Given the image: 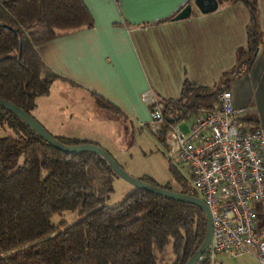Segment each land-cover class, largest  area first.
<instances>
[{"label":"trees","instance_id":"trees-1","mask_svg":"<svg viewBox=\"0 0 264 264\" xmlns=\"http://www.w3.org/2000/svg\"><path fill=\"white\" fill-rule=\"evenodd\" d=\"M227 1L251 8V18L244 47L236 50L224 82L246 71L264 42L256 0ZM92 25L83 0H0V98L32 114L35 98L47 95L52 81L62 78L45 65L36 46ZM223 88L210 91L184 82L178 99H162L164 127L195 116L198 107L210 105ZM93 95L99 106L118 112ZM0 124L13 132L0 136V264H166L153 249L162 251L169 242L171 264H185L200 245L206 227L200 207L133 186L120 202L106 205L116 175L103 157L54 149L1 107ZM51 135L67 145H99ZM154 135L164 145V129ZM169 169L180 184L178 192L198 196L171 163ZM139 179L156 185L150 177ZM159 187L171 189L169 183ZM76 210L78 218L71 223L51 221L53 214ZM205 254L195 264H209Z\"/></svg>","mask_w":264,"mask_h":264},{"label":"crops","instance_id":"crops-1","mask_svg":"<svg viewBox=\"0 0 264 264\" xmlns=\"http://www.w3.org/2000/svg\"><path fill=\"white\" fill-rule=\"evenodd\" d=\"M83 2L93 19L91 27L60 34L36 46L45 65L62 77L53 80L44 95L48 111L42 119L48 129H57V114L61 112L50 101L52 88L61 90L60 97L68 103L67 116L77 123L95 122L107 129L113 120L150 128V107L142 102L141 93L151 90L161 99H178L184 82L210 91L225 86L232 104L245 107L244 121L264 127V42L259 44L249 68L239 75L233 73L224 82V73L235 64L236 50L244 47L245 28L251 18L242 2L217 0L216 9L204 14L193 0ZM186 3L191 5L190 15L174 19ZM256 4L264 34V0H256ZM93 94L118 112L110 110L114 114L110 117L98 109L94 119L86 116V109L92 110L97 104ZM86 104L89 109L83 106ZM36 110L37 104L32 112ZM87 136L73 135L100 145L99 130ZM253 206L257 224L263 225L264 200ZM218 255L221 264H261L253 252L235 257Z\"/></svg>","mask_w":264,"mask_h":264},{"label":"built area","instance_id":"built-area-1","mask_svg":"<svg viewBox=\"0 0 264 264\" xmlns=\"http://www.w3.org/2000/svg\"><path fill=\"white\" fill-rule=\"evenodd\" d=\"M149 105L153 134L164 129V146L183 164L189 185L211 216L206 256L253 252L264 264V224L254 204L264 200V127L247 124L245 107L232 104L227 88L210 105L198 107L184 132L175 122L164 127L163 100L151 90L141 93Z\"/></svg>","mask_w":264,"mask_h":264},{"label":"rangeland","instance_id":"rangeland-1","mask_svg":"<svg viewBox=\"0 0 264 264\" xmlns=\"http://www.w3.org/2000/svg\"><path fill=\"white\" fill-rule=\"evenodd\" d=\"M51 93L52 96L50 101L52 100L53 106H56L60 109L59 111H61L57 114L59 116V121L56 124L57 129H48V125H46V122L42 119V114L48 111L47 97L37 96L35 98L37 110L36 112H32V115L34 114L33 116H36L35 118L40 120L38 122L47 131L50 130L53 134H61L65 137H73V135L79 136L83 133L91 136L94 130H99L101 135L99 138V146L106 149L116 162L131 176L136 178H143L146 176L150 177L153 182L159 186L169 183L171 190L177 191L180 190V184L172 178L169 169V163H171L179 173L180 177H182L185 182L189 184L190 178L185 166L177 162L176 156L171 155L166 150L165 146L159 142L148 126L143 125L139 128L136 124H131L129 122L110 120L106 129L105 125L100 126L95 124V122H92L95 125L92 123L88 124L86 121L83 123H77L74 118L71 119L67 116V110L65 108L68 107V103H65V98L60 97L61 90L52 88ZM71 100L72 98L70 97L69 102H71ZM96 105H94L92 110L87 107V104L83 105L89 109H86V116L94 119V115L97 116L98 114L96 113L99 110L103 115H108L110 117L114 115L113 112L107 108H101L98 107L99 105ZM95 106L97 108L96 110ZM60 114H62L61 118ZM191 118V116H183L178 118L175 123L184 132H187V126ZM12 133V130L7 125L0 124V136ZM112 186L113 190L104 200L106 205H114L120 202L132 189V185L130 183L118 176L114 177ZM77 218L78 210L62 211L60 213L53 214L51 221L53 223H58L63 220L67 224L75 221ZM153 251L158 259H160L163 263L171 264L174 260L171 242L167 243L162 251H158L156 248H154ZM218 256V254L211 255L209 257V264H219L220 261Z\"/></svg>","mask_w":264,"mask_h":264},{"label":"water","instance_id":"water-1","mask_svg":"<svg viewBox=\"0 0 264 264\" xmlns=\"http://www.w3.org/2000/svg\"><path fill=\"white\" fill-rule=\"evenodd\" d=\"M194 5L201 13H209L216 9L217 7V0H193ZM251 8H249V11ZM191 12V5L185 4L175 15L174 19H181L186 18L190 15ZM0 107L4 108L5 110L11 112L19 119H21L26 125H28L38 136H40L46 143H48L54 149L63 152H82L88 151L93 152L101 157H103L108 165L110 166L113 173L120 177L121 179L125 180L126 182L130 183L133 187L140 188L142 190L148 191L155 195L162 196L167 199H173L176 201H181L185 203H190L200 207L206 217V227L203 239L198 246V248L193 252V254L189 257L185 264H195L197 260H199L202 254L206 251L207 246L209 244L211 238V216L208 210L207 205L205 202L198 196L190 195L187 193H181L178 191H174L171 189H166L159 187L157 185L151 184L139 178L133 177L128 174L117 162L116 160L110 155V153L102 148L99 145L93 143H79V144H72L67 145L59 142L54 136H52L37 120L36 118L21 109L20 107L16 106L15 104L6 101L0 98Z\"/></svg>","mask_w":264,"mask_h":264}]
</instances>
